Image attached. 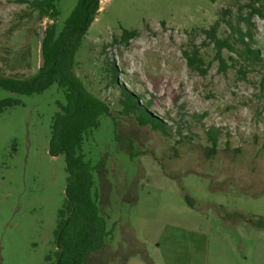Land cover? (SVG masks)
I'll return each mask as SVG.
<instances>
[{"label": "rangeland", "instance_id": "374dc122", "mask_svg": "<svg viewBox=\"0 0 264 264\" xmlns=\"http://www.w3.org/2000/svg\"><path fill=\"white\" fill-rule=\"evenodd\" d=\"M251 1H101L73 70L109 108L83 143L85 160L102 163L93 192L110 232L87 264H264V227L255 225L264 222V63L244 75L224 51V69L200 33L226 10L236 21ZM77 3L57 0L58 31ZM252 22L264 61V20ZM52 24L19 0H0V75H37L39 33ZM124 30L138 35L125 43ZM194 46L204 74L184 57ZM121 87L151 101L169 134L125 113ZM6 98L20 104L0 114V264H47L66 198L65 157L50 153L66 94L55 84L31 96L0 90Z\"/></svg>", "mask_w": 264, "mask_h": 264}, {"label": "trees", "instance_id": "16d2710c", "mask_svg": "<svg viewBox=\"0 0 264 264\" xmlns=\"http://www.w3.org/2000/svg\"><path fill=\"white\" fill-rule=\"evenodd\" d=\"M101 1L78 0L75 9L58 31L60 13L57 0H19L20 3L27 4L39 12L41 20L49 19L53 22L45 31V66L29 79L20 80L0 75V90L31 96L41 94L57 84L66 94V103L58 104L59 112L53 117L50 140L51 155L65 157L68 175L66 198L58 213L55 261L51 262L49 256L46 259L47 264H87L90 255L104 248L110 235L93 192L95 185L93 172L98 171L102 163L93 167L85 160L83 154L85 136L99 127L100 118L109 115V108L93 96L73 72L76 55L84 36L99 13ZM244 10H247L246 13ZM231 14L230 10H226L224 16L209 29L200 31L204 36L202 46H213L216 58L224 69L227 68L223 57L224 51L235 54L237 60L234 58L231 60L246 64H240V69H245L243 72L245 75L247 69L256 63H264L259 51L252 48L255 43L252 21L255 17L264 20V0L262 2L252 0L240 8L236 21H233ZM223 25L227 27L225 37L219 34ZM137 35L135 31L124 30L122 41L126 43ZM183 54L192 70L206 73L203 69L204 61L200 47L194 46L192 50L184 51ZM111 72L113 84L116 85L119 74L114 65ZM121 95L120 102L125 113L134 115L142 126H151L156 131L169 134L167 125L157 116H153L154 112L148 111L153 105L151 101L125 87H121ZM19 104V100L12 98L0 99V114ZM218 135L214 129L208 132L209 140L214 147L217 146ZM255 225L263 228L264 222Z\"/></svg>", "mask_w": 264, "mask_h": 264}, {"label": "water", "instance_id": "95a60500", "mask_svg": "<svg viewBox=\"0 0 264 264\" xmlns=\"http://www.w3.org/2000/svg\"><path fill=\"white\" fill-rule=\"evenodd\" d=\"M46 28L42 27L39 33V42H40V69L45 66V55H44V37H45Z\"/></svg>", "mask_w": 264, "mask_h": 264}]
</instances>
